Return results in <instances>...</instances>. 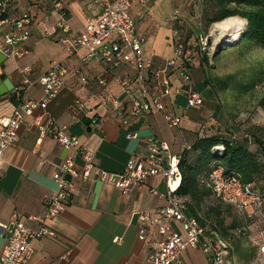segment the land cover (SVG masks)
Segmentation results:
<instances>
[{
	"label": "crops",
	"instance_id": "obj_1",
	"mask_svg": "<svg viewBox=\"0 0 264 264\" xmlns=\"http://www.w3.org/2000/svg\"><path fill=\"white\" fill-rule=\"evenodd\" d=\"M53 2L10 0L8 5L7 17L21 15V12L30 13L31 35L22 44L26 53L21 57L0 54V120L13 114L17 89L26 87L29 98L42 99L39 79L54 64H63L69 74L58 96L48 103L46 109L37 108L24 118L15 143L4 152L0 169V253L5 243L3 226L13 215L30 227H37L38 220L45 218L47 209L44 199L53 196L56 191L52 177L56 166L74 154L73 149L64 148L54 138L56 128L65 126L67 132L75 135L80 144L92 153L97 165L118 173L129 158L145 155V138L148 135L166 141L170 153L178 155L187 142L185 131L194 127L190 118H197L200 114L198 109L186 106L184 95L180 94L171 96L167 101L168 110L182 116L180 128H169L159 112L133 120L128 126L120 125L112 112L99 106L104 88L97 78L115 72L124 73L126 69L131 71V68L123 65L115 72L111 71L102 61L83 60L84 50L68 54L58 40L60 31L50 37L41 34L38 22L42 18L48 17L52 24L59 19ZM62 2L70 34L83 31L87 18L99 14L101 10L93 0ZM195 5L196 0L132 3L130 13L137 33L145 37L144 51L156 67H163L173 57L177 35L174 18H178L179 23L186 20ZM8 28V22L1 24L0 35ZM24 77L30 82L26 86L21 83ZM82 78L86 80L82 81ZM175 78L174 86L179 85ZM106 89L120 92L113 80L109 81ZM202 96L205 101L210 99ZM88 97L90 101L84 110L72 108L77 98L85 100ZM87 109L93 112L87 114ZM94 113L102 118V123L90 120ZM85 120L90 123L85 124ZM168 129L172 131L170 134ZM128 132H138L139 138L127 139ZM76 162L80 167L79 157ZM72 182V195L64 210L44 222L56 233V237L33 242L30 264H152L147 258V242L157 236L156 227L150 225V233L144 241L140 240L138 214H154L166 204L165 197L150 191L154 187L164 193L165 181L157 176L149 177L145 184L134 185L126 192L107 182L82 181L80 178H74ZM171 228L182 232L177 222L171 223ZM211 258V251L189 249L179 256L176 264H209Z\"/></svg>",
	"mask_w": 264,
	"mask_h": 264
},
{
	"label": "built area",
	"instance_id": "obj_2",
	"mask_svg": "<svg viewBox=\"0 0 264 264\" xmlns=\"http://www.w3.org/2000/svg\"><path fill=\"white\" fill-rule=\"evenodd\" d=\"M10 0H0V25L8 22L9 28L0 35V54L21 57L26 53L22 44L31 35L29 27L31 18L24 13L21 18L7 17ZM101 7L100 13L87 18L83 31L70 34V29L63 14V2L55 3L59 19L54 24L48 17L38 22L41 34L52 36L61 32L59 42L70 55L80 50L85 51L83 60H98L107 64L111 71L126 69L124 73H111L97 78L104 88L100 96L99 106L112 112L120 125L128 126L131 121L145 117L152 112H159L169 128H180L182 116L168 110L167 101L171 96L184 95L186 106L194 108L204 104V97L191 82L190 70L182 66L183 58L188 54L181 43H175L173 57L163 67H156L144 51L145 37L137 33L136 23L130 13L132 3H143L145 0H93ZM202 48H206V38L201 40ZM189 60V59H187ZM69 70L63 64H54L40 79L43 90L41 100L29 98L27 89H17L16 108L13 114L0 120V169L5 150L13 145L18 130L26 116L35 109H46L48 103L56 98L64 84ZM179 85H173V76ZM85 79L82 78V81ZM113 80L119 87V94L106 89ZM22 85L30 82L24 77ZM85 100L77 98L72 108L84 110ZM92 110L87 109V114ZM90 120L102 123V118L92 114ZM39 124V123H38ZM54 138L64 148L73 149L74 154L67 156L53 173L56 191L53 196L46 197L45 218L38 220L37 227H30L17 215L3 226L5 243L0 253V264H30L33 242L40 238L56 237V233L44 224L45 219L59 215L70 201L73 191V179L82 181L107 182L126 192L132 186L145 184L149 177H160L165 181L164 193L152 187L151 193L166 198V204L158 208L154 214L141 212L138 214V238L145 240L150 233L149 226L156 227V237L149 239L147 258L152 264H176L179 256L186 250L201 248L211 251L209 264H224L229 245L218 238L214 243L205 236V228L200 222L185 212L179 197L174 192L180 182L178 155L170 153L166 141L154 135L145 138V155L132 156L125 163L121 172L114 173L101 168L94 162L92 153L84 148L75 135L67 132L65 126L53 132ZM127 139H138V132L126 133ZM81 159L77 166L76 158ZM70 176V179L66 178ZM209 187L213 195L220 201L231 204L244 218H264L262 200L250 183L242 182L238 175H227L218 167L209 175ZM35 219V218H33ZM180 224L182 232L171 228V223ZM260 256L264 264V242L260 244Z\"/></svg>",
	"mask_w": 264,
	"mask_h": 264
},
{
	"label": "trees",
	"instance_id": "obj_3",
	"mask_svg": "<svg viewBox=\"0 0 264 264\" xmlns=\"http://www.w3.org/2000/svg\"><path fill=\"white\" fill-rule=\"evenodd\" d=\"M60 1L63 0H54L53 5ZM26 13L31 18L30 13ZM22 15L21 12V15L11 17L21 18ZM232 17L245 20L243 38L235 46L247 42L255 48L264 49V0H196L190 17L180 23L178 18H174L175 43H181L188 54L183 58L182 66L187 67L190 74L194 66L202 68L203 63H208L209 27ZM203 38H206L205 49L201 43ZM219 52H215L213 60ZM259 79L257 74L252 75L246 81L235 82V87L247 91ZM215 80L220 81L223 88L228 87V80ZM204 83L213 82L206 79ZM190 119L194 127L185 131L187 142L178 154L180 182L174 194L180 198L186 214L195 217L205 228V236L209 240L215 243L220 238L229 245V249L233 243L232 251H240L236 253L243 255L247 261L253 252H242L239 241L235 239L236 232L244 231L251 220L261 217L246 219L231 204L215 198L208 184L209 175L218 167L223 168L227 175H238L242 182L250 183L252 190L261 197L263 211L264 128L253 126L243 135H238V130L233 127L216 124L205 108L197 118Z\"/></svg>",
	"mask_w": 264,
	"mask_h": 264
},
{
	"label": "rangeland",
	"instance_id": "obj_4",
	"mask_svg": "<svg viewBox=\"0 0 264 264\" xmlns=\"http://www.w3.org/2000/svg\"><path fill=\"white\" fill-rule=\"evenodd\" d=\"M222 22L209 27L208 63H203L202 68L196 65L192 70V83L205 97L210 98L193 110L201 112L205 108L216 124L233 127L238 130V135H243L253 126L264 128V49L255 48L247 42L235 46L243 38L241 34L233 41L236 28L239 25L244 27L245 20L236 17L226 20V30L223 29ZM169 38L172 41L171 35ZM218 50L220 52L213 60L212 57ZM255 74L260 79L253 88L240 91L235 87V82L246 81ZM232 76L235 78L232 79ZM216 78L228 80V87L223 88ZM206 79L213 83L206 85ZM171 132L168 129V133ZM262 212L264 214V208ZM235 239L239 241L242 252H253V255L246 261L243 255L236 253L240 251H232L235 246L232 243L224 257V264H263L259 246L264 242V218L251 220L244 231L236 232Z\"/></svg>",
	"mask_w": 264,
	"mask_h": 264
},
{
	"label": "bare ground",
	"instance_id": "obj_5",
	"mask_svg": "<svg viewBox=\"0 0 264 264\" xmlns=\"http://www.w3.org/2000/svg\"><path fill=\"white\" fill-rule=\"evenodd\" d=\"M228 19H230V18H228ZM228 19H226V20H228ZM226 20L225 21L223 20V22L221 23L223 25V27L225 26ZM223 29L226 30V27H224ZM236 29H237V32H235V34H234L233 41L241 36L242 31L244 30V27H242V25H239V27H237Z\"/></svg>",
	"mask_w": 264,
	"mask_h": 264
},
{
	"label": "water",
	"instance_id": "obj_6",
	"mask_svg": "<svg viewBox=\"0 0 264 264\" xmlns=\"http://www.w3.org/2000/svg\"><path fill=\"white\" fill-rule=\"evenodd\" d=\"M84 123H85V124H89L90 121H89V120H85ZM88 129L90 130V128H88ZM66 178H67V179H70V176H69V175H66Z\"/></svg>",
	"mask_w": 264,
	"mask_h": 264
}]
</instances>
